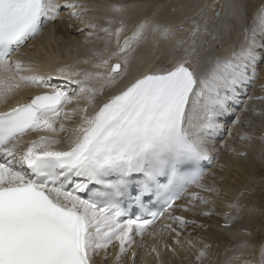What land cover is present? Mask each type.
<instances>
[{
    "label": "bare ground",
    "instance_id": "6f19581e",
    "mask_svg": "<svg viewBox=\"0 0 264 264\" xmlns=\"http://www.w3.org/2000/svg\"><path fill=\"white\" fill-rule=\"evenodd\" d=\"M133 1L140 3V7L147 8L151 6L153 8V6L157 4L155 1H162L163 4H165L167 0ZM190 2L192 5L188 6L189 4H187V6L182 9L185 10L186 7H189L187 10L183 12H181V10L178 14L172 16L166 17L162 8L159 17L160 19L170 20L171 32L163 36L160 30H158L157 37L159 40L157 41L150 42L148 39V37L151 36V32L149 26H146V24L149 23L150 20L145 19L146 23L142 26L136 24L137 21L141 20L142 16L148 14L144 12L136 14V22L128 20L126 23L124 22V25L120 28H117L116 31H113V42L112 45H110V39H108L110 50L104 49V52L108 53V55L105 54L104 59L108 62V65L121 62L122 69L118 73L106 72V74H103L101 67H103L105 63L102 60H99L98 63H94V59H91L93 57V52L90 51V47H92L97 38L100 37L96 29L91 31V35H89L88 38L79 41L77 38H83L85 35H78L77 30L80 27L76 29L73 21L66 19L67 21L57 26L56 21H59L61 14L66 15L65 13H61L59 15L60 17L54 21V27L58 34L64 36L65 43L61 47H55L56 45L52 44L53 46L48 53H36L35 51L29 50V56H31V54L32 56L22 58L20 55V60L32 63L28 72L47 70L52 67L56 68L62 61L71 63L73 70H68V73L71 72L72 75L81 78L84 76L89 77L87 81V90L89 93L85 92L80 95H73L75 98L74 103L70 105L66 104L58 115L52 117L54 125L48 132L52 135L63 136L66 130L73 127L68 124L69 120L72 122L75 118L79 119L81 117V124L86 123L90 119L92 105H89L87 112H84L83 106H86L90 94L91 99H99L102 94H110L118 90L123 84L131 81L141 73L149 72L153 69L159 71L171 65L175 66L186 63L189 60L194 62V64L196 63L195 66L197 68H200L202 64L197 62V58L210 55L209 51H211L212 45H219V49H223L220 52L217 51L216 58H218V56L223 57L219 62H225L220 69L212 70V67L209 70L210 72L208 71V76L204 80L205 87L207 86L209 88L208 91L206 90V94H211L212 97L213 94L218 95L223 93V89L220 90L219 88L224 84L222 80L224 79L225 73L229 74L227 77L228 80L233 78V75L236 74L239 77L238 80L232 81L233 86H231L230 89H234L235 86L239 84V79L240 81L245 80L246 82L253 80L257 76V73L254 75V64L258 63L259 60L258 51H261V49L264 50V0H191ZM242 7H244V11H242ZM97 8L99 11H90L86 16L91 17L92 15V19L96 16L95 21L104 18L105 15H121L126 17V6L118 2H115L113 5L100 4L97 5ZM217 9L220 10L219 18L214 19L212 13ZM240 11L241 14H239ZM243 20H245V23ZM223 26H230L233 29L231 43L229 42L228 45L221 44V40H224V36L221 37L220 33ZM46 30L47 28L43 29L39 38L43 37L42 39L47 43L48 41H46L47 39H45L43 35V32H47ZM130 34L136 36V39H132L131 49L125 51L121 43L126 37L129 38ZM241 34L246 35V40L245 42L241 41L238 43L239 46H237L235 40L237 36ZM258 35L262 37L258 38ZM38 39L34 42L36 43ZM33 43L19 52L17 56L30 49ZM103 45L102 47L104 48L105 43ZM41 49L44 48L41 47ZM17 56H15L13 60H17L19 58ZM99 56L102 55L100 54ZM204 61H206V59ZM201 63H203V61ZM2 65L4 66L5 64ZM35 65H39V68H34ZM97 66H99V68H94ZM247 66H249V69ZM200 69H202V67ZM228 69L230 70L229 72H227ZM262 69L264 70V65ZM77 71H80V73L78 74ZM109 75H111V77L107 80ZM261 76L262 70L259 72L257 80ZM26 78L18 77L16 72L12 70L8 73L7 66L0 68V110H5L11 106L21 104L29 100L26 99L27 95H33L38 92L26 84ZM102 78L105 81L101 80L99 82L98 80ZM101 87L103 88L99 92V88ZM249 93L252 94L251 92ZM234 102H236V97L232 100L229 108L235 111V116H247L248 120L249 117H253V112L254 114L259 113L256 111L257 106H254L253 100H251L248 105L244 104L237 110L234 108ZM260 106L263 112L256 120L259 122V128H257L258 126L256 123L254 126L243 128L240 126L241 124L239 125V122L232 123V121L229 122V124H231V128H228L229 130L224 125L225 123L218 126L219 129L216 130V133L223 135L222 133L226 132L221 142L215 144V147L219 148V152L222 151V149L224 151V144L227 143V141H231L232 138L235 139V141L241 140V144L239 147L231 150L232 154L228 155L229 157L224 161L223 167L219 166L220 154L218 152L214 158L212 169L208 171L209 177L212 175L213 181L215 182L214 184L217 185L216 189L219 190V192H229L232 196L244 203L245 206L246 204L254 205L252 213L249 207L241 208V211H239L235 204L240 203L227 199L223 201L220 208L216 207L217 202L215 199H217V197L213 195L215 193L214 191H216L213 190L214 184L210 185L207 189H203L199 198L195 200L197 205H200L201 209L195 205L190 207L188 213H184L188 219L192 220L190 221L191 225H187L186 223L182 225L180 223H173L171 228L175 230V232L161 231V237L158 235L163 244H170L169 246L172 247L173 253L175 252V254H170L172 264H176L175 255L182 259L181 257L187 254L191 259H195L202 250L210 251V253H208L209 255H206L207 252H203L197 261L193 262L191 260V263L245 264V262H247L249 264H264V171H258L257 169L260 165H264V104L260 103ZM254 107L255 109L253 110ZM256 114L254 116H256ZM247 129L249 131H247ZM258 131H260V133L257 135ZM254 134L255 136H253ZM244 136L245 140H242L241 138ZM216 139L217 137L212 140L217 142L220 140ZM235 154H238L239 157ZM243 156H245V167L240 165V157ZM255 170L256 172L258 171L256 176L257 179H255ZM242 192H244V194H242ZM218 203L220 204V201H218ZM237 212H244L245 216L251 214V217L248 220H244L245 217L237 214ZM235 214H237L236 218H239L236 220V224L239 226L231 227L233 221L230 219L231 216H235ZM200 215L206 216L209 220L204 219ZM216 220L220 221L218 224L219 227L216 226ZM201 221L203 222L202 224ZM229 221L231 223L228 227L226 225ZM193 223L194 225L196 224V226L193 227ZM241 227H245V229ZM245 230L248 231V233H245ZM181 234L184 237L182 239L187 238V245L182 241L178 242L176 239H181ZM201 235H204L207 240L204 239L206 241L205 244L203 241L200 242L202 246L200 252H198L199 247L194 246V242H199V239L202 238ZM147 243L151 244L150 242ZM209 243L212 244L213 248L210 247ZM152 244H154V242ZM153 250L159 254L161 253L162 247L160 250H156V247H153ZM195 250L197 252H192ZM113 255L114 254H112V257ZM152 256V254H145L144 259H149ZM189 261L190 260H188V262ZM109 264H114L111 259L109 260Z\"/></svg>",
    "mask_w": 264,
    "mask_h": 264
},
{
    "label": "rangeland",
    "instance_id": "374dc122",
    "mask_svg": "<svg viewBox=\"0 0 264 264\" xmlns=\"http://www.w3.org/2000/svg\"><path fill=\"white\" fill-rule=\"evenodd\" d=\"M80 2H82L83 3V10H84V12H83V16H84V18H83V20H88V19H91L92 21H95V17L96 16H94V18L92 19V15H91V17H87L86 15H88V13L90 12V11H99L98 10V8H97V5H100V4H110V5H113L115 2H118V3H120V4H122V5H125L126 6V8H127V11H126V21H128V20H131V22H136L135 21V18H136V14L137 13H139V12H144V13H148L146 16L144 15V16H142V18H141V20H139V21H137L136 22V24L137 25H139V26H142V25H145V23H146V20L145 19H148V20H150V22L149 23H147L146 24V26H149V28H150V32H151V36L150 37H148V39H149V41L150 42H152V41H157V40H159L158 39V37H157V31L158 30H160V33L163 35V36H165L166 34H169L170 32H171V28H170V26H171V24H170V20L169 19H160V17H159V13L161 12V10H162V8H163V12L165 13V15H166V17L167 16H172V15H175V14H178L185 6H187V4H189L188 6H190V5H192V4H190L191 2V0L190 1H188V0H167L166 2H165V4H163V2L162 1H155L157 4H155L154 6H153V8L151 7V6H149V7H147V8H143V7H140V3H138V2H135V1H133V0H124V1H122V0H79ZM120 1H122V2H120ZM164 6V7H163ZM189 7H186V9L185 10H187ZM242 9V11H244V7H242L241 8ZM185 10H182L181 12H183V11H185ZM239 14H241V11H240V13ZM86 16V17H85ZM65 16H63V15H61V18L59 19V21L57 22L56 21V23H57V26H58V24H62L63 22H65V21H67L66 20V18H64ZM128 17V18H127ZM126 21L125 20H120V22L122 23V24H124V22L126 23ZM75 22H76V27L77 26H79V24H80V20L79 19H75ZM118 22L119 21H117V23L115 22V23H113V24H118ZM119 22V24H121ZM243 22L245 23V20H243ZM69 23H72V22H69ZM99 27V26H98ZM48 29V28H47ZM77 29V28H76ZM80 29V28H79ZM75 30V29H74ZM220 30V29H219ZM108 31H111V30H108ZM111 32H113V31H111ZM183 32V31H182ZM220 33H221V37L222 36H224V40H221L222 42H221V44L222 45H228L229 44V42L231 43V38H232V34H233V29L230 27V26H223L222 28H221V30H220ZM223 33V34H222ZM52 34L53 35H51V34H49V38L46 40V41H48L47 43L42 39L43 37H41V38H39L38 39V41L35 43H33V45H32V47L30 48V49H28L26 52H22V54H21V57L22 58H25L26 57V55H27V53H28V51L29 50H31V51H35L36 53H44V52H46V53H48V52H50V48L53 46V45H56L55 47H57V46H59V47H61L64 43H65V39H64V36L62 35V34H58L57 32H56V29H55V27H54V23H53V30H52ZM186 34V33H185ZM84 34H82V36H83ZM226 36V37H225ZM213 37V36H212ZM260 37H262V36H260V35H258V38H260ZM81 38L82 37H79V38H77L78 40L80 39L81 40ZM46 39V38H45ZM79 40V41H80ZM245 40H246V35H239V36H237V38H236V42L235 43H237V46H239L238 45V43H240L241 41H244L245 42ZM82 41V40H81ZM53 42V43H52ZM112 37L110 38V45H112ZM40 43V44H39ZM56 43V44H55ZM76 43V42H75ZM53 44V45H52ZM102 43H100V45H101ZM131 44H132V39H130V38H127L126 37V39H124L123 40V42L121 43V45H122V48L125 50V51H129L130 49H131ZM109 45V41L107 42H105V46H108ZM244 45V44H243ZM242 46V45H241ZM41 47L42 48H44V49H41ZM225 47V46H224ZM36 49V50H35ZM107 50H110V46L108 47V48H106ZM225 49H227V48H225ZM263 52V53H262ZM23 53H26L25 55L23 54ZM258 56H260L261 58H260V60H258V70L259 71H261L262 70V76L257 80V78H258V76H259V72L257 73V76L254 78V81L256 82L255 84H256V88H254V85H253V87H252V89L251 90H249L248 92H251L253 95H256V94H258V92L259 93H263L264 94V70L262 69L263 68V65H264V50L263 49H261V51H258ZM262 55V56H261ZM28 57H31V56H28ZM22 61V60H21ZM98 61L99 60H97V62H94V63H98ZM19 63V62H18ZM20 64V63H19ZM91 64V63H90ZM87 66V65H86ZM39 67V65H35L34 66V68H38ZM87 67H89V66H87ZM248 67V69H249V66H247ZM89 68H91V67H89ZM94 68H99V66H97V67H94ZM29 69V68H28ZM7 70H8V73H10V70H11V68H9L8 66H7ZM101 70H102V67H101ZM36 72V71H35ZM102 72H103V74H106V72L105 71H103L102 70ZM31 73H34V72H28V70H27V74H31ZM24 74H21V76H23ZM254 75H256V73H254ZM110 77H111V75H109L108 76V78H107V80H109L110 79ZM101 80H104L103 78L102 79H100V80H98L99 82L101 81ZM105 81V80H104ZM259 81V82H258ZM258 82V83H257ZM254 90V91H253ZM253 103H254V106H257V112H259L258 114H256V116H254L255 114H254V112H253V117H249V119H248V122H245L242 118H245V119H247L248 117L247 116H241V115H238L237 116V120L239 121V122H243L244 123V125L247 127H251V126H254V124L256 123L257 124V128H259V122L258 121H256L257 119H258V116H261V114H262V112H263V109H262V107L260 106V103H263L264 104V98H259V100L258 99H254L253 100ZM260 108V109H259ZM255 109V107L253 108V110ZM254 117H255V119H254ZM242 126V125H241ZM243 128H245V127H243ZM249 129H251V128H249ZM252 130H254V129H252ZM247 131H249L248 129H247ZM258 133H260V131H258L257 132V135H258ZM253 136H255V134L253 135ZM242 140H245V136L243 137V138H241ZM240 144H241V140H238L237 142L235 141V143H233V141L231 140V141H227V143H225L224 145V151H223V149H222V151H220L219 152V154H220V162H219V166L220 167H223V164H224V161L227 159V157H229L228 155H231L232 153V151L231 150H233V148H236V147H239L240 146ZM234 145V146H233ZM220 149V150H221ZM239 152H241V151H239ZM235 155H237L238 157H239V155L238 154H235ZM244 157L245 156H243V157H240L241 159H240V165H242V167H245V160H244ZM247 159H249V158H247ZM258 171H264V165H260L258 168ZM258 171L256 172V170H255V179H257V174H258ZM210 178H211V182H212V184H214L215 182L213 181V177H212V175H210ZM214 186H216L217 187V185H215L214 184ZM216 189V188H215ZM215 193L213 194L214 195V197H217V199H215L216 200V202H217V205H216V207L218 206V201H220V206H222V203H223V201L224 200H226L227 199V196H229V200H232L233 202H235V201H237V202H239L240 204H235V206H237V209L239 210V211H241V208H250L251 209V213H252V208H253V206L254 205H252V204H246V206H245V204L244 203H242L241 201H239L237 198H235L234 196H232L229 192H225V193H222V192H219V190H217L216 189V191H214ZM242 194H244V192H242ZM224 208V207H223ZM225 210V209H224ZM220 212H222V211H220ZM237 214H240V215H243L245 218H244V220H248L250 217H251V214L249 215V216H245L244 215V212H242V213H240V212H237ZM201 216V215H200ZM201 217H203L204 219H208L206 216H201ZM255 219V218H254ZM209 220V219H208ZM250 221V220H249ZM203 222L201 221V224H202ZM216 226L217 227H219L218 226V224L220 223V221H218V220H216ZM200 224V223H199ZM194 226H196V224L194 225V223H193V227ZM227 226V225H226ZM239 225H237L236 224V221H234V223L232 222V224H231V227H238ZM242 229H245V227H241ZM246 231V230H245ZM244 231V232H245ZM247 232V231H246ZM180 234V233H179ZM202 236V238H200L199 239V242H194V246H198L199 247V251L198 252H200V248H201V246H202V244L200 243L201 241H203V243L205 244V240L204 239H206L207 240V238L204 236V235H201ZM204 236V237H203ZM182 238H184L183 237V235L181 234V239H178V238H176L177 240H178V242H184L186 245L188 244V240H187V238L186 239H182ZM172 241V240H171ZM170 244H168V246H169ZM209 245H210V247L211 248H213V246H212V244L211 243H209ZM167 246V245H166ZM202 250V249H201ZM192 252H197L196 250L195 251H192ZM206 255H209L208 253H210V251H207L206 250ZM188 253V252H187ZM164 254H166V255H168L167 257H168V259H170V261H171V257H170V254L171 253H168V252H165L164 251ZM182 259H184V260H190L189 262H191V258L186 254V255H184L183 257H181ZM245 264H249V263H247V262H245Z\"/></svg>",
    "mask_w": 264,
    "mask_h": 264
},
{
    "label": "water",
    "instance_id": "95a60500",
    "mask_svg": "<svg viewBox=\"0 0 264 264\" xmlns=\"http://www.w3.org/2000/svg\"><path fill=\"white\" fill-rule=\"evenodd\" d=\"M218 16H219V11L217 10V11L214 12V17L218 18Z\"/></svg>",
    "mask_w": 264,
    "mask_h": 264
}]
</instances>
